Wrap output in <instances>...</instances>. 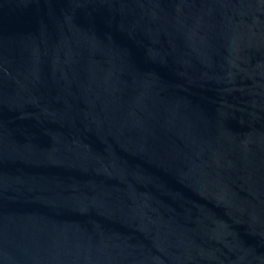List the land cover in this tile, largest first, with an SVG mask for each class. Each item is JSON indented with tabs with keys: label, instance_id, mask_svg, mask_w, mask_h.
Returning a JSON list of instances; mask_svg holds the SVG:
<instances>
[{
	"label": "water",
	"instance_id": "95a60500",
	"mask_svg": "<svg viewBox=\"0 0 264 264\" xmlns=\"http://www.w3.org/2000/svg\"><path fill=\"white\" fill-rule=\"evenodd\" d=\"M0 264H264V0H0Z\"/></svg>",
	"mask_w": 264,
	"mask_h": 264
}]
</instances>
